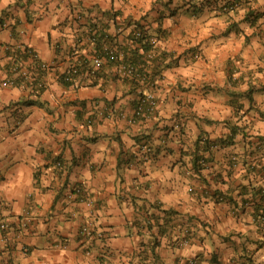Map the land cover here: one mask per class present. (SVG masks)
Returning <instances> with one entry per match:
<instances>
[{
  "label": "crops",
  "instance_id": "obj_1",
  "mask_svg": "<svg viewBox=\"0 0 264 264\" xmlns=\"http://www.w3.org/2000/svg\"><path fill=\"white\" fill-rule=\"evenodd\" d=\"M138 26L170 66L142 88L157 113L132 121L142 89L111 60L100 80L61 76L93 55V33L128 51ZM22 48L50 66L41 92L4 86ZM262 210L264 0L225 15L205 0H0V264H264Z\"/></svg>",
  "mask_w": 264,
  "mask_h": 264
},
{
  "label": "built area",
  "instance_id": "obj_2",
  "mask_svg": "<svg viewBox=\"0 0 264 264\" xmlns=\"http://www.w3.org/2000/svg\"><path fill=\"white\" fill-rule=\"evenodd\" d=\"M96 33H93L91 36V42L95 43ZM142 36L141 33H136V38H140ZM93 37V38H92ZM102 40V52L95 50L93 55L90 57H77L73 62L72 71L66 75L64 81L72 82L75 76H79V80H92L97 77V74L102 70L103 62L105 60H112L116 64L117 73L122 77V79L128 81L133 85L140 84L141 87L148 86L154 87L155 81H151V73L150 68L148 66L151 64V61L154 58L153 52L148 53L146 55V64L142 63L139 66H134L132 63L125 61V55L119 52L115 47H109L108 41L109 38L106 36ZM155 40H152V43L155 44ZM132 45V42H129ZM22 56L17 58L16 63L11 66L10 69V77L4 86H16L18 83L32 86V88L38 92H41L45 89V75L50 71V66L41 62L38 59V55L32 49L22 48ZM28 56V57H26ZM24 57L27 60H31V65L28 66L24 61ZM195 58L200 59V55L196 54ZM147 65V66H146ZM139 68H145L144 72H140ZM40 71H43V74H40ZM158 111V102L152 91H146L142 94V96L138 99V103L132 118V121L138 119H149L153 117ZM115 114L110 112L109 117H113ZM89 125H94L96 123L95 117L88 118ZM142 151L145 154H151L150 146H144ZM236 161V159H233ZM79 192V191H78ZM79 194V193H77ZM264 216V215H263ZM260 216L261 220H264V217ZM8 230V223L2 216L0 215V234H4ZM81 235L85 238H102V233L98 232L91 225H85L81 229ZM5 242L4 238H0V244ZM184 245H187L188 242L184 241ZM193 263V262H192Z\"/></svg>",
  "mask_w": 264,
  "mask_h": 264
},
{
  "label": "trees",
  "instance_id": "obj_3",
  "mask_svg": "<svg viewBox=\"0 0 264 264\" xmlns=\"http://www.w3.org/2000/svg\"><path fill=\"white\" fill-rule=\"evenodd\" d=\"M205 5L208 6V8H210L213 11H217L218 13L225 15V14H231V13H236L241 6L243 5V0H205ZM253 11V10H252ZM252 11L249 12L248 14V18L247 20H250L251 24L254 25L256 23V21L258 20V16L253 13ZM171 16H174V14H172ZM92 30V29H91ZM233 31H237L238 32V27L237 24H232L230 27H228V29L226 30L225 34H229ZM92 32V31H91ZM139 32L142 34V36L140 38H136V33ZM106 36H108L109 40L108 41V45L109 47H118V51L123 53L126 57H125V61L132 63V65L134 66H139L142 63L146 64V55L148 53L153 52L154 54V58L151 61V64L148 66V68H150V73H151V81H155V79L161 75V71L165 68H167L168 64L165 65V60L167 57V55L164 52H158V42L160 40V37L157 36H153L148 34V32H146L143 27H136L135 30L131 33V35L129 36V40H128V45L132 48H130L128 51H122V49L119 47V45L117 43H115L112 38L113 36H111L110 34H108L107 32L104 33L103 35H99V33H96L94 37L95 39V43H93L94 47L96 48L97 51L102 52V43L104 40H102L103 38H105ZM92 37V38H93ZM152 40H155V44L152 43ZM129 42H132V45L129 44ZM28 48H26L27 50ZM13 56H15L16 58H19L22 56V51L21 50H16L13 53ZM28 57V56H26ZM24 57V58H26ZM110 61V60H109ZM111 63L115 64L114 61H110ZM147 66V65H146ZM72 67L73 65H71L68 70L65 72V74H63L61 76V81L63 84L65 85H75L77 82H79V76H75L74 80L70 83V82H65L64 79L66 77V75H68V73H70L72 71ZM139 71L142 73L145 71V68H139ZM40 74H43V71H40ZM102 78L101 75V71L99 72V74H97V77H95L94 79H98L100 80ZM85 80V79H84ZM133 86H135L138 89H144V90H152L153 87L148 86L146 88V86L141 87L140 84H134ZM140 93L139 98L142 96L143 94V90ZM232 142V138L231 136H229L228 138H226L223 142V145H229ZM140 149L142 150L144 146H150L147 142L142 143L140 142ZM211 143L209 142V140L206 137H201L197 140L195 146H196V150H195V157L193 159V171L194 174L195 173H200L202 170L205 169L207 162V158H205V151L209 150L211 147ZM202 146V147H201ZM151 148V154H153V147L150 146ZM200 148L203 149V154L200 153ZM148 155V154H147ZM147 155H143V157L146 159ZM138 154H135L134 156H128L127 158V162L126 164H128V166H132L133 164H135V160L138 159ZM236 162V161H233ZM264 215V210L260 211L259 215H258V220L260 221L259 223L264 224V220L260 219V216ZM264 217V216H263Z\"/></svg>",
  "mask_w": 264,
  "mask_h": 264
}]
</instances>
